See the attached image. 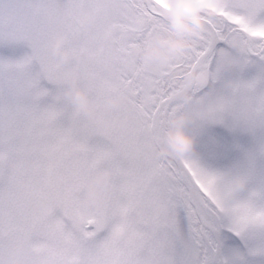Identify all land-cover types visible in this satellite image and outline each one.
Masks as SVG:
<instances>
[{
    "label": "snow or ice",
    "instance_id": "obj_1",
    "mask_svg": "<svg viewBox=\"0 0 264 264\" xmlns=\"http://www.w3.org/2000/svg\"><path fill=\"white\" fill-rule=\"evenodd\" d=\"M165 8L166 0H0V41L31 49L0 59V264L17 242L24 264H264V136L247 154L248 187L230 200L221 172L189 154H156L180 111L193 123L264 132V0H205L191 45L145 64L137 48L168 30ZM58 33L76 54L67 62L49 50ZM189 67L206 80L188 83L184 102L175 89L187 82L172 70ZM73 70L92 116L63 93ZM109 95L121 103L106 104ZM97 168L111 179L84 207Z\"/></svg>",
    "mask_w": 264,
    "mask_h": 264
},
{
    "label": "clouds",
    "instance_id": "obj_2",
    "mask_svg": "<svg viewBox=\"0 0 264 264\" xmlns=\"http://www.w3.org/2000/svg\"><path fill=\"white\" fill-rule=\"evenodd\" d=\"M205 0H166V14L168 20V30L166 32L152 33L146 36L145 40L137 48V54L145 64H151L154 60L169 61L178 57L191 45L189 38L192 34L199 32L203 28V17L200 12L201 4ZM211 14V13H209ZM92 15L87 8L81 11V22L87 24L91 21ZM64 33H58L52 39L49 50L53 57H58L61 62H67L72 56L76 55L67 47H64L66 40ZM227 66V65H226ZM177 71L182 72L184 81L175 89L178 99L188 102L191 93L187 86L188 83L199 81L203 83L206 75L195 68L173 69L172 75L176 76ZM79 73L69 71L63 78V93L65 96L78 106L84 113L92 116L95 114V105L88 93L78 83ZM104 102L108 105H118L121 99L117 96H106ZM194 117L191 113L180 111L172 115L163 130V143L157 149V156L172 157L177 155L191 154L195 149V134L188 131ZM127 122V116H122L120 124ZM111 123L109 116L104 117V124ZM226 177V186L222 198L232 199L239 190L247 186L248 178L245 173L237 168L227 172H221ZM111 172L107 168H97L87 178L83 191L80 195V203L84 207L95 206L101 198L102 191L109 184ZM43 204L44 202L41 201ZM24 250L23 242L17 244L5 253L4 264H24L21 253Z\"/></svg>",
    "mask_w": 264,
    "mask_h": 264
},
{
    "label": "rangeland",
    "instance_id": "obj_3",
    "mask_svg": "<svg viewBox=\"0 0 264 264\" xmlns=\"http://www.w3.org/2000/svg\"><path fill=\"white\" fill-rule=\"evenodd\" d=\"M30 51L26 43L0 41V59H19ZM33 69L38 70V65L34 63ZM42 84L52 87L43 80ZM187 130L196 137V150L189 155L202 166L219 172L233 168L242 171L247 154L254 149L257 137L264 136V132L252 133L241 127H233L227 120L224 123L192 122ZM257 166L264 171V157L257 160Z\"/></svg>",
    "mask_w": 264,
    "mask_h": 264
}]
</instances>
